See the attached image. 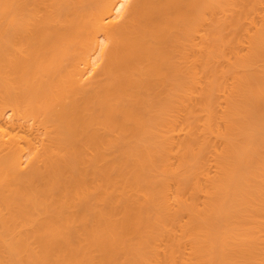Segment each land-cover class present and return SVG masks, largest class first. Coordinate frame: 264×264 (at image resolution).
Returning a JSON list of instances; mask_svg holds the SVG:
<instances>
[{
  "label": "bare ground",
  "instance_id": "bare-ground-1",
  "mask_svg": "<svg viewBox=\"0 0 264 264\" xmlns=\"http://www.w3.org/2000/svg\"><path fill=\"white\" fill-rule=\"evenodd\" d=\"M0 264H264V0H0Z\"/></svg>",
  "mask_w": 264,
  "mask_h": 264
}]
</instances>
